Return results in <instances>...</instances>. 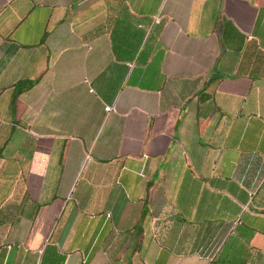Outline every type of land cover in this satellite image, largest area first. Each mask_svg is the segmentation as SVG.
Segmentation results:
<instances>
[{"label":"crops","instance_id":"1","mask_svg":"<svg viewBox=\"0 0 264 264\" xmlns=\"http://www.w3.org/2000/svg\"><path fill=\"white\" fill-rule=\"evenodd\" d=\"M0 264H264V0H0Z\"/></svg>","mask_w":264,"mask_h":264},{"label":"built area","instance_id":"2","mask_svg":"<svg viewBox=\"0 0 264 264\" xmlns=\"http://www.w3.org/2000/svg\"><path fill=\"white\" fill-rule=\"evenodd\" d=\"M111 109H112L111 106H107V107H106V110H107V111H110Z\"/></svg>","mask_w":264,"mask_h":264}]
</instances>
